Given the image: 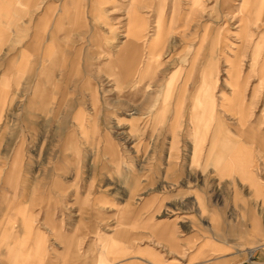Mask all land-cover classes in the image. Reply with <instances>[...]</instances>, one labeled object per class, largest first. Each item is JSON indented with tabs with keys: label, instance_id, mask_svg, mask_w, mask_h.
<instances>
[{
	"label": "rangeland",
	"instance_id": "obj_1",
	"mask_svg": "<svg viewBox=\"0 0 264 264\" xmlns=\"http://www.w3.org/2000/svg\"><path fill=\"white\" fill-rule=\"evenodd\" d=\"M12 2L0 264H237L264 247V0ZM217 128L218 144L246 143L258 194L242 170L217 167L247 151L206 158Z\"/></svg>",
	"mask_w": 264,
	"mask_h": 264
},
{
	"label": "crops",
	"instance_id": "obj_2",
	"mask_svg": "<svg viewBox=\"0 0 264 264\" xmlns=\"http://www.w3.org/2000/svg\"><path fill=\"white\" fill-rule=\"evenodd\" d=\"M250 5H253L255 3H253L252 1L248 2ZM14 10V12L12 14L9 13V10L12 9ZM9 9V10H8ZM17 6L13 5L12 0H0V19L3 16H6L10 19H12V17L14 16L15 12L17 11ZM49 11V9L46 10V13ZM45 13V15H46ZM11 15V16H10ZM2 22V20H0ZM131 22L133 26H142L143 25V16L141 15L140 12L136 11L132 14V18H131ZM0 34L4 35L5 34V30L3 28L0 27ZM132 36L133 38L135 37H139L140 35V31H137L135 29L132 30ZM210 59L211 57L207 60L206 66H208V63H210ZM43 71L40 72V75L42 76ZM214 135V134H213ZM216 150L223 153V157L227 156L224 153H228V152H239V151H247V154H234L231 156V159H227V161H224L221 166H217L220 167V169H222V173L226 174L228 173L231 169L237 168L239 170H242L241 172H243L245 174V176H248L249 178H251L252 180V184H253V191L254 193L258 194V189L261 190V184L259 181L256 180L255 175L252 174L251 171H249V169H247L250 166V161H249V153L246 147V143L244 144H240V143H234L231 145H227V144H218L216 142V145L214 148H212V144L211 147L207 153V157L208 158L211 154V158L212 156H214V153H216ZM206 162H208V160L206 159ZM219 169V170H220ZM221 172V170H220ZM258 182V183H257ZM258 184L260 185V188L258 186ZM257 190V191H256ZM197 199V198H196ZM197 202L199 203V206L201 208L202 206V212H205L206 209L204 208L203 204L204 202H202V200L197 199ZM256 221H257V227H256ZM167 226V225H166ZM169 225L162 231L165 232V230H169ZM253 230H257L260 231L262 229L261 227V223L258 220V218L255 219L254 224H253ZM256 227V228H255ZM260 242L257 241L256 244L252 247H250L251 249V254L253 253V251L257 248H259L258 244ZM237 264H264V247H261L259 249H257L248 260H244L241 261L240 263Z\"/></svg>",
	"mask_w": 264,
	"mask_h": 264
},
{
	"label": "bare ground",
	"instance_id": "obj_3",
	"mask_svg": "<svg viewBox=\"0 0 264 264\" xmlns=\"http://www.w3.org/2000/svg\"><path fill=\"white\" fill-rule=\"evenodd\" d=\"M212 65L213 60L210 61L209 65L206 66L202 83L199 86L198 90L196 91L194 95V104H193V112L192 115L199 127V129H202L206 122L207 114H209V111L211 110L213 106V100L210 99V83H211V72H212ZM239 92V91H238ZM240 111V110H239ZM221 128H217V130L214 133L213 140H212V148L215 147L216 142L219 141V131ZM227 145L233 144L232 142H225ZM225 143H222L225 145Z\"/></svg>",
	"mask_w": 264,
	"mask_h": 264
}]
</instances>
